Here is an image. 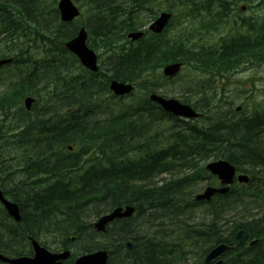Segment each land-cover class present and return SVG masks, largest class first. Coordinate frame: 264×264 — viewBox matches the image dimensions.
I'll return each instance as SVG.
<instances>
[{
	"label": "trees",
	"instance_id": "obj_1",
	"mask_svg": "<svg viewBox=\"0 0 264 264\" xmlns=\"http://www.w3.org/2000/svg\"><path fill=\"white\" fill-rule=\"evenodd\" d=\"M55 1L0 0V57L13 56L15 63L11 76L0 77V139L11 131L8 141H0V175L3 189L22 211L16 252L9 250L11 240L2 238L0 250L26 254L23 235L33 234L37 227L39 237L61 231L65 246L73 238L71 242H78L72 245L77 246L72 250L74 256L92 251L100 233L89 225V217L97 218L124 204L133 205L136 212L131 218L114 222L115 233L110 228L104 233H111L113 238L108 247L110 264H185L188 251L198 258L193 264H202L213 245L229 243L239 229L246 231L248 239L262 235L264 240V136L256 132L252 120L234 118L231 112L223 111L218 81L206 74L225 76L238 67L241 60L233 46L226 45L224 53L211 55L204 50L191 54L183 44L174 48L158 38L129 44L124 33L137 29L138 15L116 11L120 10L116 3L125 0H82L87 5L90 46L109 56L101 55L100 72L94 74L77 65L81 74L75 75L70 66L77 59L65 55L62 44L77 27L59 21ZM212 1L178 0V6L200 9ZM227 12L228 7L221 5V18ZM35 49L41 51L38 57L32 55ZM240 56L250 63H264V40ZM171 61L192 65L203 74L199 81L187 82L181 96L203 118L189 121L184 129L166 130L169 116L147 99V94L157 88L152 79L155 70ZM110 78L134 82L142 96L120 103L102 120L91 116L94 110L87 116L83 104L92 98L91 105H96V94L107 90ZM43 90H47L50 104L56 106L36 109L35 104L33 111H26L23 98L40 97ZM72 106L78 109L61 112L60 118L53 114L59 107L65 111ZM53 118L59 125L56 129L51 126ZM18 127L22 130L15 134ZM33 133L57 140L28 147ZM68 145L79 149L67 155ZM217 158L236 164L239 171L250 169L251 182L233 187L208 203L193 202L195 185L213 180L205 162ZM52 170L70 171L78 177L76 183L61 178V191H44L39 185L48 180ZM162 174L167 177H159ZM102 205L105 209L101 210ZM254 208L262 212L251 214ZM196 211L202 214L197 221L193 219ZM232 214L240 218L234 219ZM60 215L61 230L56 222ZM127 241H133L132 250L116 249V244ZM257 244L259 249L251 252L242 253L236 247L228 253L231 256L225 264H264V242Z\"/></svg>",
	"mask_w": 264,
	"mask_h": 264
},
{
	"label": "water",
	"instance_id": "obj_2",
	"mask_svg": "<svg viewBox=\"0 0 264 264\" xmlns=\"http://www.w3.org/2000/svg\"><path fill=\"white\" fill-rule=\"evenodd\" d=\"M58 8L61 12L62 20L65 21L71 20L78 14L77 9L71 4L70 0H60L58 4ZM167 17H168L167 15H162V17L155 22L156 25L153 26L152 28L155 31H160L163 27L164 22L167 20ZM138 37H140V33H136L132 35L133 39ZM85 39H86V33L83 29H81L75 38H73L71 41L66 43V47L71 51L75 52L79 56L81 62L86 67L95 70L96 56L91 49L86 47ZM7 61L8 60H0V65H2ZM178 69H179V64L170 65L165 68L164 73L166 75L174 74L175 72L178 71ZM111 87L117 93L128 92L132 89L130 85L119 84L117 82H112ZM150 98L160 103L166 110L174 112L178 115L180 114L188 117H193L196 115V113L191 108H189L186 105L180 104L178 101L174 99L166 100L157 95H151ZM31 102L32 99L27 98L25 100V105L27 108H29ZM207 168L211 170L212 173L217 174L223 184L232 183L233 176L235 173V168L228 162L226 161L213 162L208 164ZM238 179L240 181L243 180L248 181V178L242 175L238 176ZM227 190H228L227 187L221 189L207 188L202 194L196 196V199H210V197L214 193L216 192L225 193ZM0 199L4 202L9 214L14 216L16 219H19L16 205L8 201H5L2 197L1 192H0ZM133 212H134V207L132 206H126L125 208L117 207L109 214L102 216L100 220H98L95 223V227L98 231H102L105 229L106 224L109 223L110 221L114 220L115 218L131 216ZM244 234H245L244 231H239L236 234V237L233 242L241 243ZM126 245L129 248L132 247L131 243H126ZM33 247L35 252L33 258L31 257H19L15 259L3 258V260L8 261L11 264H64L60 260L66 259L69 256V251H64L59 254L52 253L47 249H45L44 247L39 246L36 241H33ZM229 248L230 247L225 244H220L216 246L207 255L206 263H210L213 258L219 256L222 252H224ZM0 258H2V256H0ZM72 264H107V252L105 250H98L93 253L82 255L79 258H77L76 261ZM217 264H219V262Z\"/></svg>",
	"mask_w": 264,
	"mask_h": 264
},
{
	"label": "rangeland",
	"instance_id": "obj_3",
	"mask_svg": "<svg viewBox=\"0 0 264 264\" xmlns=\"http://www.w3.org/2000/svg\"><path fill=\"white\" fill-rule=\"evenodd\" d=\"M260 0H253L252 3L250 1H247V2H240L239 4V7L241 5H243L242 3H245L246 6L247 5H256L252 8V11L250 12L249 10L246 11V14H249V15H254L256 16L258 19L259 18H262L264 19V2L262 4H258ZM77 4L80 3V0L76 1ZM244 4V5H245ZM239 14H244V12L240 11ZM150 22V19H147L146 23H149ZM175 32L177 33V30H172L171 33L175 34ZM214 39L217 38V35H214L213 36ZM251 75H255L256 76V79L258 78H261L260 80L261 81H255V86L258 88V91H256L254 94V96H250V97H244V96H231V97H228L227 99H229V103H227L225 105V107H231L232 108H236L237 106H246L248 109L254 107L256 105V102H258V100L260 99H263L264 98V66L260 67L259 69H249L247 70L246 72L244 73H237V74H234L233 76L230 77V83L227 84L228 85H231L233 83H235V80H247L248 78H250ZM250 83H247V86L249 87ZM182 88H181V85L179 83H176V84H165L163 86H161L160 88H158V93L159 94H163V95H166L167 97H170V98H176V99H180L179 97L182 95ZM247 92H245V94H247ZM247 110V109H246ZM237 113L233 114V117L234 118H237L238 116ZM236 116V117H235ZM257 170V169H256ZM159 177H167V175H161ZM4 179V178H3ZM203 183L202 184H199L197 187H196V190L197 192L201 191V189L203 188ZM263 204V202H261ZM105 205H102L100 207V209H105L104 208ZM251 214H260V212H262V210L260 208H254L252 210H250ZM250 214V215H251ZM100 217V216H99ZM97 217V218H99ZM232 217L234 219H238L240 218L239 215H235V214H232ZM97 218H95V216H90L89 219H88V222L91 224L92 226V222L96 221ZM202 218V214L201 212H195L194 214V220H200ZM50 220H53V219H50ZM57 222V221H56ZM156 225H157V220H154L153 221ZM113 225L110 226V230L113 231V233H115V231L113 230L114 226L112 227ZM224 228L226 227L225 225H223ZM109 232V231H108ZM187 232V231H185ZM138 233V232H137ZM49 235L47 237H45L43 239L39 237L38 240H40L42 242V244L44 243V245L46 244V247L51 250V251H57L59 250L60 248V245H59V238H55L56 235H61V231L60 232H57V233H48ZM111 234V233H110ZM185 234V233H184ZM141 235H139L140 237ZM107 237V238H106ZM110 238V239H108ZM135 239H137V237L135 236L134 237ZM62 239V238H61ZM182 240H186V239H182ZM111 241V237L110 236H107V234H100V238H98V240L96 241L97 243L95 244L94 247L91 248L92 251L94 250H97V249H106L108 251L109 250V242ZM78 242H71V240H69V243L68 245L70 246V249H71V252L72 250H74L75 247H77L75 245V247H71L73 244H77ZM184 252L187 250L184 248L183 249ZM191 251H188L186 254H187V257L188 258H191ZM123 252L119 253V254H122ZM115 254V253H114ZM118 254V255H119ZM189 254V255H188ZM110 256V255H109ZM117 257V255H115V258ZM186 257V258H187ZM110 259V258H109ZM193 261H198V258H191L188 262H193ZM110 263V262H109Z\"/></svg>",
	"mask_w": 264,
	"mask_h": 264
},
{
	"label": "flooded vegetation",
	"instance_id": "obj_4",
	"mask_svg": "<svg viewBox=\"0 0 264 264\" xmlns=\"http://www.w3.org/2000/svg\"><path fill=\"white\" fill-rule=\"evenodd\" d=\"M250 46H252V44H250ZM3 215L6 217V219L4 218V220H3ZM4 224L6 228L4 227ZM17 226H18L17 223H14L10 218H8L7 214L3 213V211L0 209V238H2L1 234L3 235L4 238L8 236L10 238H13L14 240H11V242L12 241L13 242L9 245V250H12L14 252H16V249H17V243H16V240H18V231H17L18 227ZM57 236L61 238V235L60 236L57 235ZM255 240L257 241L258 238H256Z\"/></svg>",
	"mask_w": 264,
	"mask_h": 264
},
{
	"label": "bare ground",
	"instance_id": "obj_5",
	"mask_svg": "<svg viewBox=\"0 0 264 264\" xmlns=\"http://www.w3.org/2000/svg\"><path fill=\"white\" fill-rule=\"evenodd\" d=\"M41 16H42V15H41ZM16 39H17V38H16ZM18 39H19V38H18ZM18 39H17V40H18ZM41 41H42V40H41ZM22 46H23V45H22ZM51 49H52V48H51ZM22 50H23V49H22ZM15 56H16V55H15ZM27 57H28V56H27ZM20 60H21V59H20ZM28 60H29V59H28ZM23 61H24V60H23ZM26 61H27V60H26ZM29 61H30V60H29ZM24 65H25V64H24ZM231 107H232V106H231ZM242 111L245 112V111H246V108H236V109H235V113H237V114L240 113V112H242ZM236 116H237V115H236ZM236 116H235V117H236ZM7 141H8V139H7ZM5 142H6V141H5ZM7 143H9V142H7ZM4 144H5V143H4ZM4 144H3V145H4ZM1 145H2V144H1ZM1 145H0V146H1ZM8 145L11 146V143L8 144ZM13 147H14V146H13ZM10 151H11V150H10ZM12 151H13V149H12ZM20 156H21V155H20ZM11 158H12V157H11ZM11 158H10V159H11ZM3 164H4V163H3ZM17 164H18V162H17ZM18 166H19V164H18ZM261 167H262V166H261ZM22 169H23V168H22ZM18 170H19V169H18ZM19 171H20V170H19ZM21 171H22V170H21ZM261 171H262V170H261ZM6 172H7V171H6ZM26 172H27V171H26ZM26 172H25V173H26ZM262 172H263V171H262ZM18 173H19V172H18ZM31 174H32V173H31ZM34 175H35V174H34ZM35 176H36V175H35ZM46 177H47V176H46ZM31 178H32V177H31ZM43 178H44V177H43ZM46 179H47V178H46ZM46 179H45L44 181H46ZM34 180H35V179H33V181H34ZM29 182H30V181H29ZM39 182H40V181H39ZM35 183H37V182H35ZM44 183H45V182H44ZM41 184H42V183H40V185H39V184H38V185L41 186ZM28 185H29V184H28ZM31 185H32V184H31ZM33 186L36 187L35 185H33ZM39 186H38V187H39ZM32 189H33V188H32ZM261 199H262V198H261ZM254 204H255V203H254ZM261 204H262V203H261ZM129 205H130V204H129ZM131 206L134 207L133 205H131ZM25 207H26V206H25ZM26 208H27V207H26ZM260 208H261V207H260ZM134 209H135V207H134ZM111 210H112V209H111ZM111 210H110V211H107L106 213L111 212ZM135 212H136V209H135ZM86 214H87V213H86ZM104 214H105V213H104ZM104 214H101L100 217L97 218L96 221L92 222V228H94V230H95L97 233H100V234H104V233L107 231L108 228L102 233V232H100V231H98V230L96 229V227H95V223H96L98 220H100V218H101L102 216H104ZM134 215H135V214H134ZM247 215H248V214H247ZM247 215H244V216H247ZM256 215H257V214H256ZM244 216H243V218L245 219L246 217H244ZM249 217H251V215H249ZM192 218H193V217H192ZM256 218H257V217H256ZM117 221H118V220H117ZM192 221H193V220H192ZM115 222H116V221H115ZM113 224H114V223H113ZM238 224H241V223H238ZM89 225H91V224H89ZM22 227H23V226H22ZM1 228H2V227H1ZM19 228H20V227H19ZM53 228H54V227H53ZM58 228H59V227H58ZM109 228H110V227H109ZM22 230H24V229H22ZM50 230H51V229H50ZM17 231H18V229H17ZM19 231H20V230H19ZM40 231H41V230H40ZM44 231H45V229H44ZM41 232H42V231H41ZM49 232H51V231H49ZM55 232H56V231H55ZM58 232H59V231H58ZM13 233H14V232H13ZM24 233H25V232H24ZM56 233H57V232H56ZM22 234H23V233H22ZM27 234H28V233H27ZM41 234H42V233H41ZM110 235H111V234L109 233L108 236H110ZM4 236H5V235H4ZM47 236H48V235H44V236H41L40 238L43 237V239H44V238L47 237ZM23 237H24V235H23ZM106 238H107V237H106ZM72 239H73V238H71V240H72ZM108 239H110V238H108ZM112 239H113V238H111V242L113 243ZM13 240H14V239H13ZM231 241H232V240H231ZM12 242H13V241H12ZM126 243H132V244H133V248H134V243H133V241H127ZM46 244H47V242H46ZM46 244H45V245H46ZM120 244H124V242H120V243L116 244V246H115L116 249L120 248V247H119ZM43 245H44V244H43ZM71 247H72V246H71ZM76 248H77V247H76ZM133 248H132V249H133ZM105 251L107 252V254H109V251H108V250H105ZM80 255H81V254H80ZM186 257H187V254H185V258H186ZM200 257H201V255H200ZM187 258H188V257H187ZM226 258H227V257H226ZM186 260H187V259H186ZM225 260H226V259H225ZM201 263H202V262H201ZM180 264H182V262H181ZM199 264H200V263H199ZM202 264H203V263H202Z\"/></svg>",
	"mask_w": 264,
	"mask_h": 264
}]
</instances>
